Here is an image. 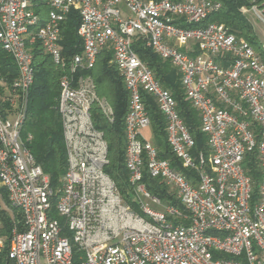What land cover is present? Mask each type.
I'll use <instances>...</instances> for the list:
<instances>
[{"label":"built area","instance_id":"built-area-1","mask_svg":"<svg viewBox=\"0 0 264 264\" xmlns=\"http://www.w3.org/2000/svg\"><path fill=\"white\" fill-rule=\"evenodd\" d=\"M220 8L210 0H0V45L18 69L9 101L19 105L12 118L0 114V198L6 205L0 207V231L2 210L13 219L14 211L22 216V226L15 220L9 234H0V256L7 248L14 264H264V45L258 52L222 23L201 26ZM73 10L83 52L67 60L62 24ZM243 14L264 23L255 6ZM139 41L178 70L186 99L200 115L208 157L193 155L195 140L178 103L141 60ZM38 43L63 70L57 108L67 169L58 187L21 135L35 80L32 48ZM103 49L112 51L111 63L130 97L125 119L130 202L106 173L109 146L93 115L98 109L114 122V109L84 74ZM143 92L155 99L172 152L195 173V183L161 159L145 136L151 119ZM254 150L261 169L257 192L244 168ZM146 171L189 213L154 196Z\"/></svg>","mask_w":264,"mask_h":264},{"label":"trees","instance_id":"trees-1","mask_svg":"<svg viewBox=\"0 0 264 264\" xmlns=\"http://www.w3.org/2000/svg\"><path fill=\"white\" fill-rule=\"evenodd\" d=\"M155 2L160 0H144ZM179 2L181 0H173ZM221 4V8L212 13L201 26L209 23H222L239 38L247 40L258 52L263 53L262 43L255 33L248 16L243 14V9L257 7L264 12V0H210ZM42 19L46 18L47 8L39 10ZM44 21V20H42ZM80 19L77 11L73 10L62 24L63 52L67 60L83 52V42L77 33ZM198 26V25H197ZM200 26V25H199ZM190 27H195L191 25ZM135 49L142 61H144L154 73L161 84L171 91L176 99L180 114L195 140L193 155L200 154L208 157L210 147L207 136L201 130V119L198 111L186 99L181 85L178 70L169 62L163 61L151 49L139 41ZM33 65L35 71L34 84L30 88L27 97L24 124L21 135L26 142L28 150L34 156L38 165L50 177L53 187L62 183L67 169V150L63 136V128L57 103L60 95V79L63 70L56 66L52 58L36 44L32 48ZM113 53L110 49H103L96 61L94 68L85 71L95 80L97 92L100 97L107 99L114 109V122H109L100 110L93 112L96 127L104 132L109 146V164L106 173L116 183L126 202L131 200V187L128 182V171L125 167V119L129 111V92L123 78L116 66L111 63ZM18 77V69L14 60L3 50L0 45V114L3 118H12L19 105H12L9 101L12 84ZM146 110L151 119L150 133L152 142L158 149L161 159L169 160L174 168L181 171L193 183L196 182L195 173L182 167L180 160L173 154L167 140L166 121L161 114L155 99L146 92L142 93ZM244 168L253 179L256 192L261 179L260 159L257 150L249 152L244 160ZM147 189L166 204H170L188 214L187 209L166 187L160 179L153 178L146 171L144 179ZM6 203L7 199H6ZM15 219L8 210H2L4 228L0 234H9L15 220L20 221L21 214L14 211ZM189 224L188 221L184 222ZM0 264H14L8 256L6 248L0 256Z\"/></svg>","mask_w":264,"mask_h":264},{"label":"rangeland","instance_id":"rangeland-1","mask_svg":"<svg viewBox=\"0 0 264 264\" xmlns=\"http://www.w3.org/2000/svg\"><path fill=\"white\" fill-rule=\"evenodd\" d=\"M248 18L253 25V28L255 30L256 35L258 36L262 45H264V23L261 20H259L254 14H249ZM144 134L149 140L152 141L151 133L149 130L145 131ZM5 206H6L5 202L0 198V207H2L4 209ZM151 208L153 210H158V208H156L154 205H151Z\"/></svg>","mask_w":264,"mask_h":264}]
</instances>
